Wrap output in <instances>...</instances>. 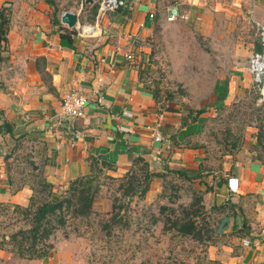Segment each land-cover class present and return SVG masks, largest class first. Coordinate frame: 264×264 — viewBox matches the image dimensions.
Masks as SVG:
<instances>
[{"label": "crops", "instance_id": "crops-1", "mask_svg": "<svg viewBox=\"0 0 264 264\" xmlns=\"http://www.w3.org/2000/svg\"><path fill=\"white\" fill-rule=\"evenodd\" d=\"M125 1L98 18L96 0H78L76 9L58 14L46 0H0L8 14L0 43V206L25 208L33 195L22 168L5 157L22 137L42 150L31 169L42 171L52 198L90 176L91 164L112 177L141 176L145 165L147 197L171 179L190 180L222 212L206 250L211 264H264V107L231 152L212 154L206 138L224 110L253 95L248 60L258 49L255 24H264V0ZM176 2L188 22L166 21ZM66 11L77 16L74 28L61 22ZM85 25L91 33L81 31ZM157 32L168 77L186 92L180 101H159L143 82L140 60L159 42ZM74 90L89 100L79 119L60 114ZM50 245L33 259L0 246V264H87L76 236L54 234Z\"/></svg>", "mask_w": 264, "mask_h": 264}, {"label": "rangeland", "instance_id": "rangeland-1", "mask_svg": "<svg viewBox=\"0 0 264 264\" xmlns=\"http://www.w3.org/2000/svg\"><path fill=\"white\" fill-rule=\"evenodd\" d=\"M77 1L55 0L57 14L76 9ZM155 35V41L159 42L148 57L142 56L140 60L143 82L159 101H180L186 92L178 80L168 77L164 48L159 46L160 35L158 32ZM258 109L255 95H250L224 110L219 115L220 122L208 129L206 138L210 152L222 155L235 149L239 143L238 136L259 114ZM256 117L259 120L262 115ZM4 131L8 133L6 127ZM215 132L219 134L214 135ZM11 144L5 157L13 158L12 164L19 167V172L22 168V175L35 189L33 203L32 206L28 204V210L0 206V246L20 256L19 232L31 228L38 208L52 196L41 187L45 184L42 171L34 173L35 170L31 169V164L36 162L33 161L34 153L41 154V148L22 137L13 139ZM81 182L85 184L81 190L80 187L72 188L57 198L70 203H65L61 212L43 221L47 229L55 228L48 240H37L33 250L29 241L23 242V253L42 252L45 246L50 245V238L58 234L61 237L76 236L81 240L87 264H211L206 250L215 241V229L222 212L209 206L204 194L193 189L190 180H169L155 198L142 193V186L133 188L128 179L112 177L100 170ZM183 210L192 215L191 220L200 232V239L178 231L185 217ZM13 236L15 241L11 240Z\"/></svg>", "mask_w": 264, "mask_h": 264}, {"label": "trees", "instance_id": "trees-1", "mask_svg": "<svg viewBox=\"0 0 264 264\" xmlns=\"http://www.w3.org/2000/svg\"><path fill=\"white\" fill-rule=\"evenodd\" d=\"M50 5H54V0H46ZM98 8V6H97ZM7 26H8V14L5 10H1L0 11V43L5 41V34L7 31ZM6 130L8 131L9 134H11V130L9 127H6ZM92 165V172L90 176H86V177H82L78 180H76L75 182H73L70 186H69V191L73 189H79L80 190L85 186V184H83L81 181L83 180H88L90 179V177H92V175H95L98 173V171L100 170L97 166ZM146 166L143 165L142 168L140 169V173L141 176H137V175H126L124 177H122V179H128L129 180V185H132L133 188L137 185L142 186L143 190L142 193H147L149 190V182H150V178L151 175L148 174L147 169L145 170ZM45 184H42V189L45 188L49 191V195H51V185L48 184L45 180H44ZM34 194H35V189L33 188V195L30 198V206H32L33 203V199H34ZM67 203L69 204L70 202L68 200H61L60 198H50V200H48L47 202H45V204L41 205L35 216L33 219V224L31 226V228L29 230L25 231H20V236H21V240L18 241V254L20 255L19 257L22 258H29V259H33V258H43L47 253L48 250L50 249L51 245H48L47 247L45 246V249L42 250V252H32L31 254H25L24 252V246H23V242H27L29 241L31 243V248L33 250V248L37 245V240L39 241V239H43V240H48V238L52 235V232L55 230V228L50 227L49 229H47L43 223L44 220H46V218L48 216H52L55 215L57 212H61L64 204ZM91 203V202H90ZM24 208L25 210H28L29 207ZM19 208V207H17ZM185 213V217H184V221L181 223V225L179 226V232H181L184 235H191L192 237L196 238V239H200V232L196 230V226H195V222H193L191 220V214L188 213L187 210H183ZM29 212V211H28ZM177 223V222H176ZM177 225V224H175ZM16 237L13 236L11 240L15 241Z\"/></svg>", "mask_w": 264, "mask_h": 264}, {"label": "built area", "instance_id": "built-area-1", "mask_svg": "<svg viewBox=\"0 0 264 264\" xmlns=\"http://www.w3.org/2000/svg\"><path fill=\"white\" fill-rule=\"evenodd\" d=\"M86 1V0H85ZM97 2V16L98 18L108 12H114L126 7L125 0H96ZM181 3L176 2L167 8L166 21L188 22L190 17L187 13L180 11ZM152 17V15H150ZM258 32V49L252 53L248 60V70L252 80V92L256 98V105L260 108L264 107V24L256 23ZM89 26H83L82 32H86ZM132 49L138 48V42L135 40L131 44ZM127 60H132V50L126 56ZM88 99L79 91L74 90L67 94L61 101L60 114L61 116L70 117L73 119L83 118L85 116V109L88 104ZM96 101L100 104L101 98ZM257 117L253 119V125H257ZM156 141H161L162 138L159 133H155L153 137Z\"/></svg>", "mask_w": 264, "mask_h": 264}, {"label": "water", "instance_id": "water-1", "mask_svg": "<svg viewBox=\"0 0 264 264\" xmlns=\"http://www.w3.org/2000/svg\"><path fill=\"white\" fill-rule=\"evenodd\" d=\"M94 0H86V4H92ZM61 22L68 28H74L77 24V16L72 12H64L61 17ZM92 28L86 29V34L91 33Z\"/></svg>", "mask_w": 264, "mask_h": 264}]
</instances>
